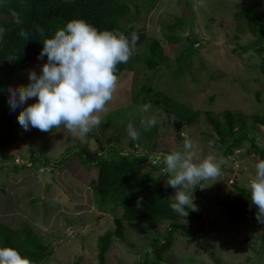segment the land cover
<instances>
[{"label":"rangeland","instance_id":"rangeland-1","mask_svg":"<svg viewBox=\"0 0 264 264\" xmlns=\"http://www.w3.org/2000/svg\"><path fill=\"white\" fill-rule=\"evenodd\" d=\"M126 1L131 12L122 20V27L133 26V37L144 34L145 38L135 46L132 60L118 77L116 90L105 110L95 113L100 125L93 127L90 133L96 138L64 128L51 132L36 128L25 131L17 117L24 107L35 103L36 98L29 99L27 104L15 110L10 107L14 139L5 147L1 143L8 132L0 124V223L10 230L18 229L16 222L26 219L21 225L32 229L35 222L32 220H38L44 229L42 232L32 230L43 245L51 246L53 250L47 259L36 264H98L97 239L107 230L114 231L115 218L122 216L121 208L113 214L98 210L89 187L98 170L82 165L76 155L79 153H72L74 151L84 150L90 157H99L107 148L143 154L152 148L153 155L158 156L180 151L185 140H190L193 162L199 164L207 157H212L216 163L224 161L220 176L188 189L193 191L202 215L211 221L220 217L218 200H232L238 188L250 192L248 186L255 177L258 160L256 154L249 153L250 142H243L233 155L224 156L204 113L211 111L214 115H221L230 111L243 115L248 138L254 137L256 145L264 148V126L255 121V118L264 116V73L260 69L264 67V57L255 53L256 38L248 30L243 16L244 8L264 16V0ZM172 22L180 24L177 32L181 38L176 44L168 43L171 34L165 27ZM186 36L190 41L185 39ZM152 39L159 41L164 48L169 63L168 67L160 66L148 72L139 58L144 56L146 44ZM193 44L195 46L191 48ZM182 51L183 58L180 57ZM41 66L42 60L37 59L27 70L11 76L0 74V87L6 89L8 101L9 89L26 86L29 71L40 74ZM142 87L166 93L192 110H199L198 120L180 133L169 125L165 127L166 119L158 110H145V107L134 104L132 96ZM153 119L157 128L155 145H149L148 138L143 137L146 149L137 146L136 140L129 135L128 126L131 124L139 133L140 128L144 129L143 125ZM30 154L40 161L46 158L50 164L66 157L67 166L37 171L21 167L23 165L14 166L19 160L27 163ZM157 162L159 166L148 168L147 174L161 181L169 174L163 161L157 159ZM154 163L151 161L149 165ZM169 189V195L174 199L176 190L170 186ZM26 191L32 194L27 196ZM18 197L24 198L16 210ZM52 205L55 209L49 214ZM122 223L125 240L112 242L105 264H150L155 258L153 240H162L171 223L165 221L147 232H141L140 223ZM178 224L184 225L187 231L201 230L200 222ZM263 231L264 225L259 223L235 222L230 232L212 242L203 234L190 239L176 232L170 236L171 245L162 254L161 264H264V248L259 240Z\"/></svg>","mask_w":264,"mask_h":264},{"label":"trees","instance_id":"trees-1","mask_svg":"<svg viewBox=\"0 0 264 264\" xmlns=\"http://www.w3.org/2000/svg\"><path fill=\"white\" fill-rule=\"evenodd\" d=\"M13 12L18 14L19 23H17V17L12 15ZM130 12L126 0H0V29H3L0 32V74L11 76L29 69L37 61V57L43 48V39L45 37L50 38L58 28L64 27L67 22L73 19H84L99 31L119 30L131 41L134 33L133 26L124 29L121 25L122 20ZM243 16L246 18L245 23L248 30L256 38L254 44L258 46H254L255 53L264 57V16L255 14L247 8H244ZM165 27L171 34L168 37V43H178L181 38L177 32L180 29V24L172 22ZM40 28L44 29V37L38 32ZM21 29L28 31V40L19 34ZM144 38V34L136 36L135 46ZM185 39L190 41V37L186 36ZM195 44L191 48H194ZM144 53L139 61H143L148 72L160 66L168 67L169 58L165 56L164 48L156 39H152L146 44ZM181 54L180 57L183 58L185 55L183 51ZM131 60L132 56L127 63L117 65L116 75L118 77L127 69ZM46 62L47 57L45 56L42 59V65ZM260 69L264 73V67H260ZM259 94L257 93V96ZM132 97L135 105L141 107L151 105L150 108L163 114L166 119L165 127H167V122L170 119L181 122L180 130L172 129L178 133L195 123L200 115L199 110H192L166 93L152 88L142 87ZM204 117L212 132L217 136V146L222 149L224 156L232 154L234 150L241 147L243 142L248 141L250 142L249 153H254L259 159H264V148L256 145L254 137L248 138L247 125L243 115L230 111H224L221 115H214L211 111H206ZM255 121L264 126V116L255 118ZM0 124H3L8 132L1 143L5 147L13 141L15 127L10 114L6 89L1 87ZM252 128L254 129V127ZM150 129L147 134L142 127L140 128L139 138L135 141L137 146L147 147L142 142L143 137L148 138L149 145H155L154 138L157 135V128L154 126ZM86 136L96 138L90 132ZM133 145L131 144L130 147ZM151 151L152 148L146 150L144 154L133 151L125 153L121 150H109L107 148L99 157L95 155L90 157L84 150L72 152L79 153L76 155L81 160L82 165L91 166L98 170L96 179L89 183L92 198L98 210L107 214H113L117 208L123 210L122 216L114 220V231L107 230L97 239L98 264H105L106 254L114 240H125L123 221L142 224L141 232L150 231L165 221L171 223L164 231L163 241L153 240L154 246L152 247H154L153 255L155 258L151 261L147 259L150 264H161L162 254L171 245L170 236L176 232L190 239L203 234V236H207L209 242H212L222 234L230 232L235 222L250 221L264 225L256 218L258 208L251 202V193L242 188H238L237 194L232 200L217 201V205L221 209L218 220L211 221L203 216L199 203L195 201L196 211L189 210V214L185 218L178 215L170 207L175 200L169 195V186L166 187L167 178L160 181L159 178L147 174L148 168L159 166ZM29 157L28 162L21 167H30L33 171H37L40 168L67 166L66 157H62L53 164H50L46 158L44 161H40L33 154H30ZM151 161H155L156 164L150 166ZM194 221L201 223V230L187 231L184 225L178 224L179 222L190 223ZM29 227L20 225L18 229L10 230L0 223V247L14 248L19 251L21 256L28 257L32 264H36L47 259L53 249L51 246L43 245L32 230L33 228ZM259 240L260 246L264 248V231Z\"/></svg>","mask_w":264,"mask_h":264},{"label":"clouds","instance_id":"clouds-1","mask_svg":"<svg viewBox=\"0 0 264 264\" xmlns=\"http://www.w3.org/2000/svg\"><path fill=\"white\" fill-rule=\"evenodd\" d=\"M12 15L17 17L19 23L18 14L13 12ZM38 32L42 37L45 36L44 29L40 28ZM19 34L28 40V31L21 29ZM135 43V37L130 41L119 30L99 31L84 19H73L58 28L50 38L45 37L37 59L42 60L46 56L47 62L41 66L40 74L31 70L26 86L9 89L8 102L12 110L36 98L35 103L20 111L17 117L19 125L25 131L36 128L51 132L64 128L73 133L78 130L81 135L89 133L93 127L100 125L95 113L103 112L112 99L118 81L117 65L129 61ZM150 107L146 105L145 110ZM155 124V119L149 121L143 125L144 130L148 131ZM128 128L131 139H138L139 133L133 126L130 124ZM191 148L192 142L185 140L180 151L152 155L156 160L163 161L169 174L166 187L176 190L173 196L175 202L170 207L184 218L188 216L189 210H197L193 191L189 192L188 189L220 176L224 163L223 160L216 163L212 157H207L197 164L193 162ZM16 164L25 165L22 160ZM248 187L251 202L258 208L256 218L264 223V159L258 158L255 177ZM0 264H32V261L21 256L14 248L0 247Z\"/></svg>","mask_w":264,"mask_h":264},{"label":"crops","instance_id":"crops-1","mask_svg":"<svg viewBox=\"0 0 264 264\" xmlns=\"http://www.w3.org/2000/svg\"><path fill=\"white\" fill-rule=\"evenodd\" d=\"M34 189H36V187L34 188ZM33 189V190H34ZM20 191H24V190H20ZM18 193H19V191H18ZM32 194V192H29V191H26V195L27 196H29V195H31ZM20 196V195H19ZM37 196H39V195H37ZM25 197V196H24ZM24 197H18L17 198V202L19 201V203H17L16 205H15V209L16 210H19V208H20V204H22V199L24 198ZM32 199V198H31ZM43 200H44V196H43ZM31 203H32V201H31ZM12 207V209H14V206L12 205L11 206ZM54 207H53V205L51 206V209H50V211H49V214H51L52 213V211H54V209H53ZM24 221H26V219H24V220H22V221H20V222H16V223H18L17 224V228H19L20 227V225L24 222ZM32 221H35V222H33V229L35 230V231H38V232H42V230L44 229L43 228V226L42 225H39V223H38V220L36 221L35 219H33Z\"/></svg>","mask_w":264,"mask_h":264},{"label":"water","instance_id":"water-1","mask_svg":"<svg viewBox=\"0 0 264 264\" xmlns=\"http://www.w3.org/2000/svg\"><path fill=\"white\" fill-rule=\"evenodd\" d=\"M168 125L170 128L178 131V130H180L182 123L179 121H176L175 119H170V120H168Z\"/></svg>","mask_w":264,"mask_h":264},{"label":"built area","instance_id":"built-area-1","mask_svg":"<svg viewBox=\"0 0 264 264\" xmlns=\"http://www.w3.org/2000/svg\"><path fill=\"white\" fill-rule=\"evenodd\" d=\"M229 160H231V159H229ZM231 161H234V162H235L236 160H235V159H233V160H231Z\"/></svg>","mask_w":264,"mask_h":264}]
</instances>
